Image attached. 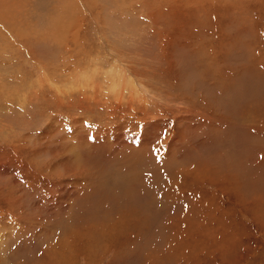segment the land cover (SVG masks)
Returning <instances> with one entry per match:
<instances>
[{"label":"rangeland","instance_id":"1","mask_svg":"<svg viewBox=\"0 0 264 264\" xmlns=\"http://www.w3.org/2000/svg\"><path fill=\"white\" fill-rule=\"evenodd\" d=\"M0 264H264V0H0Z\"/></svg>","mask_w":264,"mask_h":264},{"label":"bare ground","instance_id":"2","mask_svg":"<svg viewBox=\"0 0 264 264\" xmlns=\"http://www.w3.org/2000/svg\"><path fill=\"white\" fill-rule=\"evenodd\" d=\"M146 139H147V138H146ZM146 139H145V141H146ZM141 140H143V139H141ZM145 141H144V142H145ZM142 144H143V143H142Z\"/></svg>","mask_w":264,"mask_h":264}]
</instances>
